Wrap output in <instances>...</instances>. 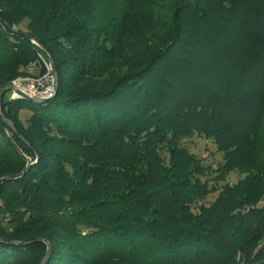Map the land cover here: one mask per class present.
<instances>
[{
	"label": "trees",
	"instance_id": "trees-1",
	"mask_svg": "<svg viewBox=\"0 0 264 264\" xmlns=\"http://www.w3.org/2000/svg\"><path fill=\"white\" fill-rule=\"evenodd\" d=\"M43 59L55 96L1 105L0 264H264V0H0V92Z\"/></svg>",
	"mask_w": 264,
	"mask_h": 264
},
{
	"label": "rangeland",
	"instance_id": "rangeland-1",
	"mask_svg": "<svg viewBox=\"0 0 264 264\" xmlns=\"http://www.w3.org/2000/svg\"><path fill=\"white\" fill-rule=\"evenodd\" d=\"M22 28L25 29V23L22 24ZM44 60L45 59L42 60V64H40L38 62L31 63L29 66L34 65L35 70L30 72V73L39 72L40 67H42V66H44V71H45L46 66H45ZM29 66H28V71L30 70ZM41 74H39V75H41ZM25 75H28V74H25ZM32 75H34V74H32ZM22 76H24V75H22ZM35 76H37V75H35ZM9 89L10 88H7V90L4 94V97L6 99H8L7 96H8V90ZM30 114H31V110L29 108H23L21 110L20 118L24 124H26L27 119L30 116ZM182 142L185 146L188 147V149L190 150L191 153H193L196 157L201 159L202 164L206 168L207 174H206L205 178H207L209 180V185L216 186L217 188H220L221 185L224 184V181L217 178V176L219 174V172L217 170H218L219 164L223 162L224 153L222 151L218 150L217 146L215 145V143L212 141L211 138H207L205 136H200L197 133H194L193 135L184 138ZM243 177H244L243 173L239 172L238 170H235L229 174V181L228 182L230 184H234V183L238 182L240 179H242ZM216 196H217V191H215V192L213 191V192L209 193L203 200H200L197 202V206H199L200 204H206L207 205V204L212 203ZM262 204H264V202H262ZM194 211L197 212L198 207L194 206Z\"/></svg>",
	"mask_w": 264,
	"mask_h": 264
},
{
	"label": "built area",
	"instance_id": "built-area-1",
	"mask_svg": "<svg viewBox=\"0 0 264 264\" xmlns=\"http://www.w3.org/2000/svg\"><path fill=\"white\" fill-rule=\"evenodd\" d=\"M35 42V41H34ZM46 69L41 75H24L14 78L9 84L8 99L21 98H52L56 94V77L50 60H44ZM29 72L35 70V66H29Z\"/></svg>",
	"mask_w": 264,
	"mask_h": 264
},
{
	"label": "water",
	"instance_id": "water-1",
	"mask_svg": "<svg viewBox=\"0 0 264 264\" xmlns=\"http://www.w3.org/2000/svg\"><path fill=\"white\" fill-rule=\"evenodd\" d=\"M26 37L32 39V37L29 35V34H26ZM52 65H53V69H54V73H55V77H56V92L59 88V77H58V72L56 70V67L54 65V62L52 61V59H50ZM10 86H7L6 88H4L1 92H0V115L2 116V118L11 126L13 127V123L11 121H9L7 118H5V116L3 115L2 113V110H1V105H2V101H3V97H4V94L7 90V88H9ZM54 97V96H53ZM33 101L37 102V103H45L47 101H49L51 98H41V97H33L31 98ZM12 176H7L6 178H11ZM49 249H50V243L48 242V249H47V252L45 254V257L43 258V261L41 262V264H44L45 260H46V257L48 256V253H49Z\"/></svg>",
	"mask_w": 264,
	"mask_h": 264
}]
</instances>
